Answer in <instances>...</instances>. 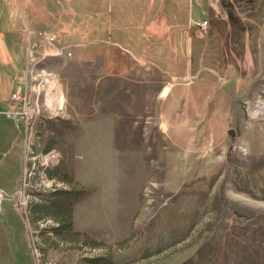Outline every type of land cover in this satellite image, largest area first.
<instances>
[{
  "label": "rangeland",
  "instance_id": "1",
  "mask_svg": "<svg viewBox=\"0 0 264 264\" xmlns=\"http://www.w3.org/2000/svg\"><path fill=\"white\" fill-rule=\"evenodd\" d=\"M30 1L46 11L42 22L24 3L0 0V31L10 25L26 37L29 26L32 41L37 29L75 18L71 38L80 43L103 16L87 0ZM115 1L106 0L95 37L128 52L151 49L154 39L137 26L147 15L121 0L134 18L110 17ZM190 5L194 21L212 18L196 0ZM253 7L235 9L247 53L240 76L224 81L210 71L221 61L218 69L208 59L220 53L226 23L233 26L213 18L204 36L190 29L185 83L129 56L43 58L51 43L42 39L31 58L24 40L14 89L0 61V99L15 90L29 98L25 141L22 120L0 108V264H264V0ZM44 74L54 76L58 110L44 102Z\"/></svg>",
  "mask_w": 264,
  "mask_h": 264
},
{
  "label": "crops",
  "instance_id": "2",
  "mask_svg": "<svg viewBox=\"0 0 264 264\" xmlns=\"http://www.w3.org/2000/svg\"><path fill=\"white\" fill-rule=\"evenodd\" d=\"M87 1H88V5L91 8L90 13H92V15H95L96 13L103 14L102 18L95 19L92 21L90 25L89 24L87 25V29L89 30L88 32H90V34L92 32L93 34L90 35V39L87 40L86 42H80V43H77L72 40L71 37L73 32L71 31L72 30L71 28L75 18L71 19L70 21H67L66 26L58 22V20H55L54 21L55 24L53 28L50 29V32L54 34L56 41L53 44H50V48L45 49V51L39 53L42 54L41 56L43 58H53L54 56L63 55L66 57V59L68 58V60L95 59V58L111 60V59H116L117 57L119 60L126 61L127 56H129L133 61L136 62V64H141L140 63L141 61L149 60V59L161 63L162 61L165 62V60H167V62L176 61L177 62L176 65L178 69L182 67L181 62L183 61L187 62L188 60H190V53L192 49L191 47L192 44L190 41V32H191L190 29L193 28L195 31H197L196 28L192 25L194 19H191L192 7L190 5V0H156V2L150 0L148 4H147V0H127L130 2L133 1V4L139 7L138 12H133V13H140L139 16L136 15L138 16V18L147 15V17L143 19L141 22H139L137 26L141 28L139 31L141 32L144 31L145 34L146 32H148L150 34V37L154 39V46L151 49L148 48L137 49L135 47V50L133 52L132 51L128 52L126 47L119 48L118 45L111 43L108 44L104 38L95 37V31L99 28H104V22L105 19L107 18L105 14L107 10L106 0H103V6H101L100 3H97L96 0H87ZM120 1L121 0H116L113 3L112 9H116V11L110 14V17L111 16L118 17L120 14H122V17L124 16L129 17V14H125L123 12V8L119 7ZM220 1L224 2L225 0H220ZM220 1L216 0L217 3H219ZM154 3H157L158 6L156 5V9L154 11H151V13H149L148 7H153ZM196 3L198 6L199 3L198 2ZM210 4L212 5L213 3ZM40 8L42 9L43 13L46 15V11L41 6ZM90 13L88 15H90ZM184 14H185V19H177L180 17L179 15H184ZM133 16L134 15L130 16L129 18L132 19L134 18ZM155 16L156 19H153ZM44 19L47 20L46 18ZM69 23L71 24L69 25ZM82 27L85 26H80V28ZM38 30L39 29H37L36 31ZM25 31L27 33L26 37L24 36L23 30L18 29V27H13L10 25L7 28V31L5 32L0 31V48L3 50L4 53L3 56L0 55V61L5 66L10 67V72H11L10 83L13 86V89L15 88L14 85H15L16 75L18 74V71L21 69L23 64L24 51L27 48V43L31 42L28 36L30 32L34 30H30L29 27L26 26ZM138 36L139 34L137 33L135 37ZM24 40L26 42V48H24V43H25ZM32 41H35V39ZM37 48H39V41H37ZM201 50H202L201 48L200 50H198L197 55L201 52ZM150 52L153 55L152 57H149ZM0 53L2 52L0 51ZM111 55H115L116 57L113 56V58H111ZM14 62L16 63L14 64ZM148 65L156 68L165 77H167V79L170 80L168 76L167 68H165V66L161 67V65L158 64L157 66H153L150 64ZM163 92H161V94ZM165 95L166 93L163 96H161V98L165 97ZM8 102H9V98H5L3 100L0 99V108L7 107L8 110V106H9ZM7 110L1 109L0 112H2V114H5ZM5 117L11 119L10 116L8 115H5ZM22 122L24 123L23 136L25 141V136H26L25 132L27 126L23 120ZM14 125L15 128L18 129L17 124ZM23 160H24V154H23ZM16 183L14 184L13 189L16 187Z\"/></svg>",
  "mask_w": 264,
  "mask_h": 264
},
{
  "label": "trees",
  "instance_id": "3",
  "mask_svg": "<svg viewBox=\"0 0 264 264\" xmlns=\"http://www.w3.org/2000/svg\"><path fill=\"white\" fill-rule=\"evenodd\" d=\"M17 1L22 4L24 3V6H26V8L28 9L30 8L32 10L33 22L41 21L42 9L39 6L34 5L33 1H30V0L28 1L26 0V2H24V0H17ZM257 1L256 0H227L224 2L220 1L219 3H217L215 0L213 2H211L210 0H196V2L199 3L198 6L202 7V9L207 10L208 13L212 15L213 19L225 21V23L228 22L229 24L233 26V28L230 27L231 28L230 29L226 23V30L225 31L221 30V34H220V37H221L220 53L218 52V50L216 52H212L211 53L212 56L208 59L209 62H211V66H216V68L218 69H219V62L221 61V70L219 71L210 70L215 76H217V81L218 80L224 81L226 77H229L230 79H232L233 76L235 78L236 77L238 78L240 76L241 69H242V66H240V64H242V62H244L246 59L245 54L247 53L248 38H246L247 33L244 32L245 30H241L242 23L238 22L235 18V9L239 7H243L245 11L246 9L248 10V12L253 11L254 9L253 6L257 3ZM210 3H213V4L211 5ZM222 12L223 14L219 15ZM212 18L210 19L201 18V21L202 20L206 21L207 26H209L211 22L210 20ZM216 25L217 23L212 26H216ZM232 32H236V33H234L233 35ZM237 33H240L241 35L239 39L236 38V36L238 35ZM201 51L202 52L199 53L200 56L199 55L197 56L198 58L197 60H199V62H200V58L202 57V54L204 55V52H205L203 50ZM222 59H223V64H222ZM141 62L143 63L150 62L148 64L153 65V66H157V63H158L153 60L151 61L144 60ZM168 64H169V69H167V72H168V76L170 80H172V83H178V82L185 83L188 77V74L185 73L186 62L185 61L181 62L182 67L180 69L177 68L176 61L168 62ZM198 68L199 69L202 68L201 65H198Z\"/></svg>",
  "mask_w": 264,
  "mask_h": 264
},
{
  "label": "built area",
  "instance_id": "4",
  "mask_svg": "<svg viewBox=\"0 0 264 264\" xmlns=\"http://www.w3.org/2000/svg\"><path fill=\"white\" fill-rule=\"evenodd\" d=\"M192 25L196 28L197 32H199L201 35H206L207 33V22L206 21H193ZM36 39L35 41H31L27 43V57L31 58L33 56L32 52L37 48V41L40 39L45 40L48 43H54L55 37L47 31H36L35 32ZM42 78H45L47 81L46 84L49 85L50 81H52L53 84V75L51 74H44L42 75ZM43 88V87H42ZM53 89L51 90V92ZM39 91L36 92V95H38ZM44 97H45V88L43 89ZM29 102L28 96L24 92H20L19 90H15L9 97V111L6 113V115L13 117L14 121L17 122L18 120H23L25 122L27 113V104ZM45 102V100H44ZM46 104V103H45ZM4 194L2 190H0V199L1 195Z\"/></svg>",
  "mask_w": 264,
  "mask_h": 264
},
{
  "label": "bare ground",
  "instance_id": "5",
  "mask_svg": "<svg viewBox=\"0 0 264 264\" xmlns=\"http://www.w3.org/2000/svg\"><path fill=\"white\" fill-rule=\"evenodd\" d=\"M54 87L55 85H53L52 81H50L49 87L47 88L46 93H45L44 100H45V103L49 102V105H51L50 107H52L54 110H58L59 107L62 105V99L61 98L57 99V97H55V100L52 101L53 95H51V89H53ZM262 105L263 104H259L258 108L262 109Z\"/></svg>",
  "mask_w": 264,
  "mask_h": 264
},
{
  "label": "water",
  "instance_id": "6",
  "mask_svg": "<svg viewBox=\"0 0 264 264\" xmlns=\"http://www.w3.org/2000/svg\"><path fill=\"white\" fill-rule=\"evenodd\" d=\"M228 134H229V135H232V131H231V130H228Z\"/></svg>",
  "mask_w": 264,
  "mask_h": 264
}]
</instances>
